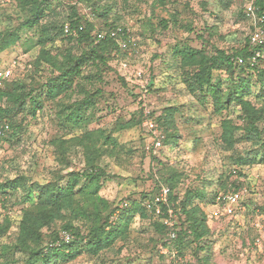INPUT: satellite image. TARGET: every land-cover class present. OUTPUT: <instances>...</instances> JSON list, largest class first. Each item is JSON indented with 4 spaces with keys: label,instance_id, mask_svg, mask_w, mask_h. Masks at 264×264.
<instances>
[{
    "label": "rangeland",
    "instance_id": "rangeland-1",
    "mask_svg": "<svg viewBox=\"0 0 264 264\" xmlns=\"http://www.w3.org/2000/svg\"><path fill=\"white\" fill-rule=\"evenodd\" d=\"M153 1H89L87 5L92 7L96 2L99 10L111 7L108 20L126 25L131 34L133 32L134 47L127 51L126 57L127 73L114 58L98 67L84 65L71 88L52 101L46 100L40 89L41 83L51 74L50 67L33 66L38 53L36 45L25 51L24 42L27 39L35 41L40 34L39 28L25 26L20 29V41L0 53V68L17 61L11 77L2 81L0 87L17 95L29 94L40 105L33 110L37 104H29V101L21 107L7 96L0 99V108L4 109L2 118L8 119L13 128L0 139V183L20 177L26 186L44 184L63 177L68 171H81L84 167L82 149L75 141H68L85 131L102 128L117 138L115 150L104 155L100 162L104 171L101 190L104 197L117 202L125 198L138 199L144 192L150 198L156 185L152 167L160 165L163 174L166 169H176L181 172L180 192L204 188L207 193L200 207L206 213L211 230L207 241L211 264H264V161H261L264 158V123L259 125L262 133L246 134L243 129L239 130L233 148H225L218 139L220 123L224 118H231L242 125L238 106L232 104L220 113L214 112L210 97L197 89L190 90L188 70L179 69L178 61L172 57L174 47L182 44L206 47L210 51H214V47L243 46L252 30V20L245 8L247 0H164L163 5ZM74 3L77 7H87L86 2L77 0L48 2L40 19V24L47 27L44 37L55 34L70 13L69 4ZM172 14L177 25L172 23ZM27 15L28 9L22 10L17 1L0 6V30L18 26ZM161 19L169 22L167 28L157 25ZM67 45L73 52L77 51L75 42L54 39L56 49L64 50ZM135 69L142 71L141 79H126L127 84L123 76L130 77ZM228 79L223 70H214L213 81H221L224 85ZM253 80L248 98L258 104L264 97L254 96L259 90V81L256 76ZM135 83L139 88L129 86ZM141 87H146V91ZM97 91L100 93L80 111L77 122H65L59 116L60 109H69L71 104ZM143 105L153 118L166 107H176L173 120L177 138L175 142L164 141L156 154L151 151L152 138L142 122L131 128H118L132 116L136 120ZM157 130L162 134L158 123ZM56 140L64 141V146L58 145ZM57 182L63 183L64 179ZM230 183L237 184L241 191L237 214L210 219L212 201L219 196L223 185ZM10 193L11 189L3 195L4 205L0 204V220L6 216L11 222L9 230L0 234V246H10L14 242L24 205L15 202L21 194L20 188L15 189V196L11 197ZM154 218L155 215L140 217L135 214L126 235L102 250L98 257L82 252L72 260H57L54 264H201L199 259L204 252L190 240H185L186 249L174 258L169 250L170 243L166 241L161 245L167 238L159 239L160 235L151 224ZM59 225L60 221L55 227L58 229ZM49 231L43 229L46 236ZM21 256V253L14 255Z\"/></svg>",
    "mask_w": 264,
    "mask_h": 264
},
{
    "label": "trees",
    "instance_id": "trees-1",
    "mask_svg": "<svg viewBox=\"0 0 264 264\" xmlns=\"http://www.w3.org/2000/svg\"><path fill=\"white\" fill-rule=\"evenodd\" d=\"M14 1H17L22 10L28 9L29 15L18 26L0 30V53L20 41V29L22 27L37 26L39 28L40 34L36 40L29 39L28 41L27 39L24 44L26 46L25 51H28L34 45L37 46L38 53L33 61L35 68L45 64L51 69V74L46 77V81L41 83L40 86V89H42L41 95H44L46 100L52 101L71 88L76 77L82 73L84 65L90 64L98 67L99 64H106L109 59L113 58L118 60L119 63L121 60L127 61V47H121L115 38L97 39L95 36V30H105L114 26L127 27L118 24L115 20H108L111 7L99 10V5L96 2H93L91 7L87 5L91 0H77L86 2L87 7L90 6L89 8L94 15L93 20L86 17L83 6L77 7L75 3L69 4L70 13L66 16V20L58 28L54 27L57 28L55 34L44 37L47 27L40 24V19L44 15L50 0H10L9 3ZM153 3L163 5L164 0H154ZM256 4L264 13V0H257ZM171 17L172 23L177 25V20L173 14ZM66 22L71 28L76 29V35L63 33V25ZM157 25L165 29L169 26V22L161 19ZM55 38H59L66 43L75 42L77 51L73 52V49L68 47L70 45H67L64 50L56 49L53 46ZM250 50L249 39L247 38L245 44L239 48L223 49L214 47V51H210L206 47L193 48L190 45L182 44L180 47L176 45L172 53L174 60L178 61L179 69L188 70L190 90L197 89L204 96H209L214 112L220 113L232 104L238 106L242 125H237L231 118H224L220 123L218 139L228 149L233 148L236 134L241 129L246 134L253 131L262 133L259 125L264 123V100L255 104L248 97L252 93L254 85L253 76H256V80L259 81V90L254 96L264 97V70L254 69L248 64H239L236 61L238 56L246 57ZM218 69L226 72L229 77L224 85L221 81H213V72ZM124 76L123 79L129 84L127 81L129 79ZM129 86L134 88L138 85L135 83ZM141 88L146 91V87ZM3 89L0 87V99L7 96V98L19 103L21 107H24L29 101V104H37L32 108L33 110L40 105L29 94L17 95ZM99 93L97 91L94 94H88L82 100L71 104L69 109H60L59 116L65 122H77L81 116L80 111L90 105L92 97ZM37 96L39 97V95ZM144 109L145 105L139 109L136 120L132 116L129 120L121 122L118 128H131L141 122L143 124L146 119ZM3 112L4 109L0 108V125L6 123L8 129L3 131L0 139L3 138L6 132L13 130L8 119L2 118L4 116ZM175 112L176 107L169 106L162 109L157 117L153 118L151 116L156 127L158 123L162 129L163 137L160 131L155 136V138H160L162 142L160 148L163 147L164 141L166 143L175 142L177 138V135L174 134L173 117ZM148 133L152 138L151 133L149 131ZM74 141L82 149L84 167L81 171H68L63 177L59 176L55 180L44 184L31 183L26 186L20 177L0 183L1 205L5 203V196L3 195H7V191L11 189L10 196H15L13 194L16 188L21 189V194L15 198V202L24 204L21 208V217L17 223L16 237L10 245L12 247L0 246V264H54L57 260H72L82 252L98 257L102 250L109 248L117 239L126 235L130 220L135 214L140 217L154 216L147 213L142 205L143 200L148 196L147 193H141V197L138 199L125 198L128 205L121 208L118 213H116V210H118L117 204L119 201L114 202L101 194L104 185L102 177L104 171L100 162L104 155L111 154L115 150L117 146L115 135L106 132L105 129L96 128L72 137L68 142ZM56 142H58V145L64 146V141L56 140ZM150 142L152 143V140ZM160 148L154 149L151 146V151L156 154ZM261 161H264V158ZM157 163H160V161L157 160ZM162 169L158 164L152 167V176L156 185L151 194L156 193L162 186L169 188L167 205H163L162 208L163 210L168 207L173 209L176 218L174 225L176 236L167 241L169 230L160 221V218L155 216L151 223L154 230L160 235L159 239L162 240V237L163 239L166 237L165 241H161V245H165L166 241L168 244L170 243L169 250L175 258L177 254H181L186 249L185 240H190L198 250L204 252L201 259L198 258L199 262L201 264H211L209 242H207L211 230L207 224L206 213L200 207V202L205 201L207 193L204 188L186 189L184 192H180L178 184L181 172L169 168L163 174ZM155 175H159V177L156 178ZM60 178L64 179L63 183L57 182ZM229 188L238 189V185L234 183L227 186L223 185L220 194L226 192ZM215 202L216 200L212 201V204H215ZM223 217H233V215L223 214L213 219ZM59 221L60 225L57 229L55 226ZM10 226L9 218L4 216L0 220V234L6 233ZM43 229H50L51 231L46 236ZM61 230L69 231L72 235L71 240L66 243L61 242L58 246L53 245ZM44 239H46V242H43ZM16 253H21V258L14 257ZM1 257H4L5 260H1Z\"/></svg>",
    "mask_w": 264,
    "mask_h": 264
},
{
    "label": "built area",
    "instance_id": "built-area-1",
    "mask_svg": "<svg viewBox=\"0 0 264 264\" xmlns=\"http://www.w3.org/2000/svg\"><path fill=\"white\" fill-rule=\"evenodd\" d=\"M257 0H247L245 8L247 15L252 20V30L249 34V46L250 52L246 57L238 56L236 58L237 63L239 64H248L250 67L254 69L264 70V13L260 10L259 6L256 4ZM10 2V0H0V6L6 5ZM84 13H86V17L89 20H93L94 15L91 12L89 7L83 8ZM63 33L64 34H74L76 35V29L70 27V25L66 22L63 25ZM95 36L97 39H104L106 37L115 38L119 45L123 48L127 47L128 50L133 49L134 41L133 36L131 34V30L129 27L123 28L122 26H114L105 30H95ZM17 61H12L11 66H5L0 68V84L5 79L11 77L12 67L16 64ZM120 68L125 70L127 73L128 63L125 60L120 61ZM130 77L127 79L131 80L132 78L141 79L142 71L140 69H135L132 73L129 74ZM144 114L146 115V119L143 122V126L149 131L152 135V145L154 149H158L161 147L162 142L160 138H155L158 130L154 120L150 116V110L148 108L144 109ZM8 129V124L0 125V136L3 131ZM169 195V188L166 186L160 187V189L151 195L150 198L144 199L142 202L143 207L149 214H153L156 217L160 218V221L168 228V236L167 241L175 238L176 232L174 230L175 225V213L172 208L168 207L163 210L162 206L167 205ZM241 195L240 189L229 188L226 192L221 193L217 199L213 207L209 210V218H217L223 214L233 215L237 214V209L239 205V198ZM128 205V201L126 199H122L118 202L116 213L121 208H124ZM72 238V235L67 230H61L58 234V238L53 243V245L58 246L61 242H69ZM258 241V240H257Z\"/></svg>",
    "mask_w": 264,
    "mask_h": 264
}]
</instances>
